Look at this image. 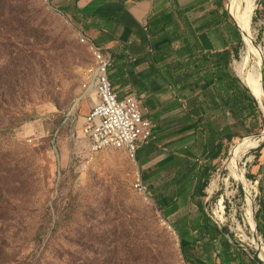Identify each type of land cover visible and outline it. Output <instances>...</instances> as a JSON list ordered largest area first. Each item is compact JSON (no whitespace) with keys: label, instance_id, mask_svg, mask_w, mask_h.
I'll list each match as a JSON object with an SVG mask.
<instances>
[{"label":"rangeland","instance_id":"1","mask_svg":"<svg viewBox=\"0 0 264 264\" xmlns=\"http://www.w3.org/2000/svg\"><path fill=\"white\" fill-rule=\"evenodd\" d=\"M60 3L0 0V264H180L187 256L199 264L208 255L219 264V241L215 247L204 241L185 247L174 234L187 224L196 240L205 222L240 247L246 262L264 264V243L254 227L264 179L261 111L246 121L241 137L220 142L204 159L199 148L191 150L192 167L204 170L202 196L168 217L169 207L162 208L157 199L168 201L176 192L180 170H159L153 185L146 183L148 197L135 191L134 176L139 172L143 178V166L163 168L187 146L181 141L185 137L158 142L156 136L140 147L135 161L124 150L88 153L82 128L96 95L94 84L85 88L86 70L100 38L85 32L81 19L61 11ZM222 3L241 32L242 46L231 52V72L236 76L235 61L249 49V69L254 65L262 71L264 93V0H255L247 29L235 16L242 4ZM222 33L234 42L226 27ZM98 48L112 57L110 72L119 74L123 48ZM121 89L140 99L144 117L157 130L146 116L155 114L147 97L127 84ZM261 103L264 108V97ZM250 139L260 142L241 157ZM213 180L218 186L209 195ZM220 205L219 218L214 212ZM237 224L254 245L241 241Z\"/></svg>","mask_w":264,"mask_h":264},{"label":"trees","instance_id":"2","mask_svg":"<svg viewBox=\"0 0 264 264\" xmlns=\"http://www.w3.org/2000/svg\"><path fill=\"white\" fill-rule=\"evenodd\" d=\"M183 2L157 0L159 7L149 17L146 27L150 49L147 65L165 87L160 94L169 92L176 95L174 101L161 110L163 113L181 110L180 114L157 127L153 131L154 137H158V142L177 137H185L181 140L183 143L194 141L192 146L181 150L180 155L172 157L163 166L166 171L175 168L180 170L177 172V190L169 197L170 202L174 203L169 214L202 196L204 171H196L190 160L193 157L190 150L195 146V138L201 136L204 139L201 152L203 157L218 143L241 137L246 121L260 115L254 97L231 72V52L242 46V41L236 26L230 22L222 0ZM210 5L213 8H209ZM225 27L234 42L222 33ZM203 35L208 37L213 49H206L202 45L200 38ZM127 58V48H123L121 62ZM118 71L115 77L121 75L122 71ZM169 131L171 134H168ZM261 148H264V143ZM148 179L149 173L145 172L143 181L147 183ZM259 190L261 208L257 210L255 220L256 230L264 243V179L260 181ZM159 205L164 207L162 203ZM201 214L204 216L203 212ZM203 224L196 240L184 238L189 233L187 224L179 227L178 233L185 247H197L202 241L215 247L219 241L222 249L215 255L219 264H227V256V260L233 264H253L252 261L244 260L240 247L222 239L215 226L210 227L206 222ZM213 258L212 255L202 257L204 262L199 261V264H216ZM185 260L195 264L190 256Z\"/></svg>","mask_w":264,"mask_h":264},{"label":"crops","instance_id":"3","mask_svg":"<svg viewBox=\"0 0 264 264\" xmlns=\"http://www.w3.org/2000/svg\"><path fill=\"white\" fill-rule=\"evenodd\" d=\"M156 2L157 0H61L60 6L63 11H72V14L77 16L78 19H81L80 21L83 24L85 32H93V37L100 38L99 46L109 44L112 47H116V50L119 48H127V60L121 62V57H118V69L122 71L121 75L115 77L113 72L109 74L114 92L119 98H122L126 93L121 87L127 84L141 93V96H146L147 100L151 102L149 107L155 110V114L149 115L148 113L146 116L156 127H161L163 124H157V122L163 121L165 123V121L173 118L170 116L180 114L181 110L172 111L173 113L162 112L161 108L173 102L176 95L169 92L160 94L161 90L165 87L159 78L154 77V71L147 65L150 49L146 27L149 17L153 14L156 7H159V4L157 5ZM200 40L206 49H213L212 43L207 36H201ZM167 95L171 96V99L166 102L162 101L161 98ZM162 115L164 116L160 117ZM145 119L148 120L147 118ZM192 144H194L193 140L185 143L187 145L186 147L192 146ZM204 144L203 137L197 136L195 138L194 148H199V157H201ZM215 147L201 158L204 159ZM156 167L158 168H153L152 166L147 168L143 166V169H146L145 171L149 173V179L146 182L150 185H153L152 179L158 175L159 170L163 169L159 166ZM168 201L167 197L166 201H164L163 197H158L157 199V202L162 203L164 208L169 207L167 209L171 210L174 203ZM184 207L186 206H183L178 211ZM173 214L175 212L168 214V217ZM187 238L192 239L189 235H187Z\"/></svg>","mask_w":264,"mask_h":264},{"label":"built area","instance_id":"4","mask_svg":"<svg viewBox=\"0 0 264 264\" xmlns=\"http://www.w3.org/2000/svg\"><path fill=\"white\" fill-rule=\"evenodd\" d=\"M91 52L93 63L86 70L85 88L92 82L95 84L96 102L82 128L88 153L124 150L135 161L140 147L154 139L152 124L143 117L140 101L134 94L119 98L114 92L109 75L112 57L97 46H92ZM133 187L141 195L150 194V187L139 172L134 176ZM180 264L189 262L183 259Z\"/></svg>","mask_w":264,"mask_h":264},{"label":"bare ground","instance_id":"5","mask_svg":"<svg viewBox=\"0 0 264 264\" xmlns=\"http://www.w3.org/2000/svg\"><path fill=\"white\" fill-rule=\"evenodd\" d=\"M234 3L238 4L241 3L242 7H239V10L237 9L236 12V17L237 19L246 27L249 26V22L251 20L252 17V13L255 7V0H233ZM227 7V6H226ZM228 11L229 8L227 7ZM230 13V12H229ZM231 15V14H230ZM232 17V15H231ZM236 19V18H235ZM233 20V17H232ZM234 22V20H233ZM242 27V26H241ZM239 29V28H238ZM252 33V32H251ZM249 37V36H248ZM249 49L245 48L242 49L241 51V55L240 58L235 61L234 64V70H235V74L240 78V80L242 81V84L249 90V92L258 100V101H262L263 97H264V93H263V87H262V80H263V75H262V71H261V75L260 72L258 70V68L256 66H251V68L249 69ZM251 60V59H250ZM261 67H262V62H261ZM262 76V78H261ZM91 84H94L93 82ZM95 86V84H94ZM92 90V88H91ZM96 102V101H95ZM94 102V103H95ZM80 101L76 102L75 107L73 108L72 113L76 110V108L78 107ZM260 142V139H250L248 141L245 142V145L243 147V151H242V155L241 157H243L244 155H246L251 149L256 148L258 146ZM239 150V149H238ZM252 158V157H251ZM241 159V158H240ZM231 160V159H230ZM229 161V160H228ZM236 162V161H235ZM228 164V163H227ZM235 164V163H234ZM231 167V166H230ZM232 169V168H231ZM237 173V172H236ZM240 174V173H239ZM239 176V175H238ZM245 177V176H244ZM236 178V177H235ZM235 181V180H234ZM239 181V180H238ZM217 181L213 180L210 182L208 188H207V192L209 195H211L213 193L214 190L217 189ZM250 187V186H249ZM250 199V198H249ZM223 200V199H222ZM247 201V200H246ZM222 202V201H221ZM221 205L217 208V210H215L214 214L220 218L219 212H221ZM253 210V209H252ZM248 219V218H247ZM219 220V219H218ZM246 224L249 226V228L251 227V222L249 221V219L246 221ZM252 228V227H251ZM236 229L239 233V237L241 238V241L243 242H247L249 243L251 246L254 245V240L249 239L248 236L246 235V233L241 229V227L237 224ZM251 231V230H250ZM251 233V232H250ZM259 243V242H258Z\"/></svg>","mask_w":264,"mask_h":264},{"label":"water","instance_id":"6","mask_svg":"<svg viewBox=\"0 0 264 264\" xmlns=\"http://www.w3.org/2000/svg\"><path fill=\"white\" fill-rule=\"evenodd\" d=\"M226 11H227V14H228V17H229V19L233 22V20H232V17H231V15H230V13H229V11H228V9H227V7H226V9H225ZM233 24L235 25V23L233 22ZM236 26V25H235ZM236 28H237V30H238V32L240 33V35H241V32L239 31V29H238V27L236 26ZM263 75V74H262ZM236 77L239 79V81L242 83V81L240 80V78L236 75ZM251 94V93H250ZM252 95V94H251ZM253 96V95H252ZM254 97V96H253ZM254 99L256 100V102H257V105H258V108L260 109V111H261V113H262V115H263V117H264V108H263V105H262V103H261V101H258L255 97H254ZM262 135H264V132L262 133ZM255 220V219H254ZM256 226H257V223H256V221H255V231L257 232V230H256ZM263 262V261H262Z\"/></svg>","mask_w":264,"mask_h":264}]
</instances>
